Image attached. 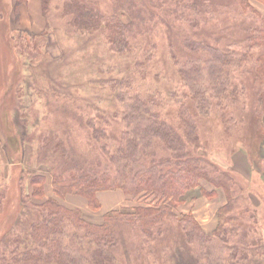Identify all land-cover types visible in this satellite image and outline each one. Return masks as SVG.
I'll return each mask as SVG.
<instances>
[{"label": "rangeland", "instance_id": "obj_1", "mask_svg": "<svg viewBox=\"0 0 264 264\" xmlns=\"http://www.w3.org/2000/svg\"><path fill=\"white\" fill-rule=\"evenodd\" d=\"M68 1L97 10L105 19L113 11L112 0H41L45 29L40 34H47L37 40L38 51L46 52L49 58L43 57L44 61L36 65L31 42L20 39L15 32V47L8 49L0 38V71L14 69L19 86L10 113L2 109L0 102V187L8 189L15 181V165L29 173L47 174L59 183L102 182L106 176L111 183L118 174L114 157L126 142L123 127L114 117L120 112L116 95L142 96L152 112L170 123L167 115L171 114V102L181 89L171 56L183 57L185 42L203 43L225 57L219 65L223 77L217 83L213 80L214 62L206 59L209 52L204 48L194 54L192 68L200 69L202 88L218 97L221 105L230 109L243 105L251 114L262 116L264 126L262 4L250 1L254 9L250 11L236 0H130L125 6L129 12H121L118 17L125 24L131 22L128 15L133 19L135 36L127 56H119L108 50L106 32L87 36L65 29L69 19L62 10ZM116 83L119 87L113 90ZM45 89L44 97L38 91ZM198 122V141L187 147L192 158L199 154L220 172L231 169L237 153L244 154L248 161L243 147L220 138L221 127L216 121L211 129L208 121ZM150 151L152 154L143 159L144 168L155 164L164 173L178 170V153L158 142ZM251 151V164H260V169L256 164L252 169L264 181V150L253 146ZM241 184L243 188L237 190L241 198L258 207V201L247 193L249 181ZM193 190L195 197H209L202 188ZM8 214L0 218V232L11 223Z\"/></svg>", "mask_w": 264, "mask_h": 264}, {"label": "trees", "instance_id": "obj_2", "mask_svg": "<svg viewBox=\"0 0 264 264\" xmlns=\"http://www.w3.org/2000/svg\"><path fill=\"white\" fill-rule=\"evenodd\" d=\"M112 1L109 19L78 2H66L62 10L69 19L65 29L87 36L106 32L108 50L127 56L135 36L131 29L134 22L128 15L131 22L125 24L118 14L127 13L125 6L130 0ZM236 1L250 11L254 10L250 1L264 6V0ZM21 2L0 0V38L9 45L8 49L15 44V32L20 39L31 42V48L36 50V65L49 58L46 52L38 51L37 43L47 31L26 35L11 30L10 14L16 12ZM183 44L184 56H171L181 78V89L171 102V114L167 115L170 123L152 112L142 96L118 94L115 100L120 104V112L114 113V117L123 127L126 142L114 157L116 178L111 183L106 176L102 182L74 180L68 184L51 179L57 199L80 197L96 211L97 193L120 190L136 203L133 210L112 211L104 215L101 224L89 223L78 210L67 209L54 199L44 201V177L15 165L12 167L15 181L8 189L0 187V218L6 213L11 218V223L0 232V264H264V181L260 174L252 169L247 188V193L259 203L254 207L237 191L243 186L235 179L233 169L220 172L203 156L192 158L187 149L198 141L199 120L208 121L209 128L216 121L221 127L220 138L243 147L253 167L256 163L251 164V147L258 150L264 141L262 116L251 114L243 105L230 109L221 105L218 97L208 94L201 85L200 69L192 68L194 54L204 48L209 52L206 59L214 62L213 80L217 83L223 77L219 68L223 55L203 43ZM8 70L0 71V102L2 109L10 113L15 108L19 86L14 69ZM117 86L118 83L112 89ZM38 92L44 97L47 94L46 89ZM156 142L178 153L175 156L179 160L178 170L164 173L155 164L142 166ZM256 166L260 169V164ZM201 181L221 190L226 198V204L216 212L217 226L210 234L204 233L190 214L175 212L182 198L199 187ZM11 203L16 204L15 208Z\"/></svg>", "mask_w": 264, "mask_h": 264}, {"label": "crops", "instance_id": "obj_3", "mask_svg": "<svg viewBox=\"0 0 264 264\" xmlns=\"http://www.w3.org/2000/svg\"><path fill=\"white\" fill-rule=\"evenodd\" d=\"M11 29L20 30L27 35H38L45 29V19L42 13L41 0H22L17 6L16 12H12L9 18ZM264 122V119H263ZM264 150V145L261 146ZM260 147V148H261ZM261 167L264 169V157H262ZM231 169L235 172L236 180L240 183L250 180L252 166L246 160V156L237 153L231 161ZM0 170L2 166L0 165ZM4 173V179L6 178ZM35 174V173H34ZM42 175L44 182L43 200L54 199L65 208L70 210H78L82 218L92 224H101L105 214L112 211L130 212L135 207V202L131 201L120 190L104 191L96 194L98 202V210L93 211L88 207L86 200L76 196H67L63 200L54 197L51 186V179L47 174ZM1 180V178H0ZM202 186V187H200ZM199 188L205 190L209 197H195V190L186 194V200L176 209L177 214H190L198 223L201 230L210 234L214 232L217 226L216 212L226 204V198L221 190L214 189L205 183L200 182ZM30 193V189L28 191Z\"/></svg>", "mask_w": 264, "mask_h": 264}]
</instances>
